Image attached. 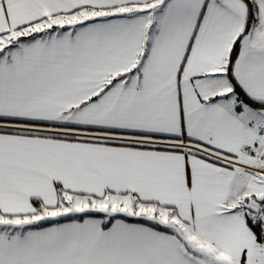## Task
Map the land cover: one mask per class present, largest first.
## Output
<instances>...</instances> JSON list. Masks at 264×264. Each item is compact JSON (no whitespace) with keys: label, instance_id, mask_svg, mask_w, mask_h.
Returning <instances> with one entry per match:
<instances>
[{"label":"snow or ice","instance_id":"obj_1","mask_svg":"<svg viewBox=\"0 0 264 264\" xmlns=\"http://www.w3.org/2000/svg\"><path fill=\"white\" fill-rule=\"evenodd\" d=\"M0 264H264V0H0Z\"/></svg>","mask_w":264,"mask_h":264}]
</instances>
